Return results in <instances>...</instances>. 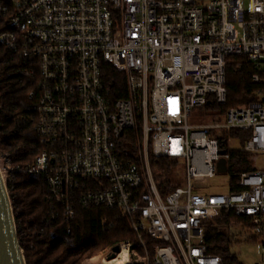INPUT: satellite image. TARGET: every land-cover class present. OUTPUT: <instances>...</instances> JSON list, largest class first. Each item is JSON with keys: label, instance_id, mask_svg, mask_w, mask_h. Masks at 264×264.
Returning <instances> with one entry per match:
<instances>
[{"label": "built area", "instance_id": "obj_1", "mask_svg": "<svg viewBox=\"0 0 264 264\" xmlns=\"http://www.w3.org/2000/svg\"><path fill=\"white\" fill-rule=\"evenodd\" d=\"M1 50L30 77L39 140L24 163L0 150L8 191L26 173L45 180L68 220L73 199L119 211L136 234L118 244L127 264H224L203 236L223 210L264 248V0H0ZM232 64L256 100L228 103ZM105 65L125 74V97H111ZM197 107L224 113L192 125ZM233 130L247 133L255 167L238 176L237 191ZM151 156L176 161L185 186L159 180ZM219 174L229 177L225 193L204 184Z\"/></svg>", "mask_w": 264, "mask_h": 264}, {"label": "trees", "instance_id": "obj_2", "mask_svg": "<svg viewBox=\"0 0 264 264\" xmlns=\"http://www.w3.org/2000/svg\"><path fill=\"white\" fill-rule=\"evenodd\" d=\"M13 58L5 50L0 51V150L17 153L18 160L24 163L33 160L39 152L35 122L30 119L36 114L33 108L35 100L29 97L32 89L30 77L17 68ZM239 71L237 64L227 69L228 103L256 100V87L241 84ZM125 78L124 73L111 65L104 66L103 79L113 99L125 97ZM218 110L220 116L223 115L224 108ZM230 134L239 141L238 146L230 150L229 163L233 184L231 191H237L235 183L238 176L255 167L243 148L247 133L233 130ZM225 143L222 137L223 150L227 149ZM150 161L159 180L165 177L168 185L173 182L172 175L179 169L176 161L154 156ZM9 193L27 264H82L84 259L97 256L123 241L136 240L132 221L117 210L84 207L73 199L75 216L68 220L64 206L52 208L47 198L45 180L36 175L19 174L9 184ZM52 213L56 215L55 218L51 217ZM241 220L233 210H223L203 224V236L209 253L220 256L224 264H242L231 250L234 239L231 230ZM145 238L151 244L150 238ZM247 241H259V238L252 235Z\"/></svg>", "mask_w": 264, "mask_h": 264}, {"label": "rangeland", "instance_id": "obj_3", "mask_svg": "<svg viewBox=\"0 0 264 264\" xmlns=\"http://www.w3.org/2000/svg\"><path fill=\"white\" fill-rule=\"evenodd\" d=\"M213 111L211 107H197L193 109L190 116V124L192 125H205L215 123L220 119V115L211 117L210 113ZM234 148L238 146V142L232 145ZM260 165L264 168V159L260 160ZM173 185L185 186L186 178L185 174L175 173L172 175ZM229 183V177L224 175H218L216 177H210L206 179V184L210 190L219 193H225L227 191ZM233 244L231 250L235 253L242 264H263L264 262V248L259 241H247L250 237L247 232H244L238 225H234L232 228ZM111 253L107 251L100 253L92 258H86L82 264H105L104 260L109 261ZM117 255L115 258L116 259ZM112 259V260H113ZM120 261V262H119ZM113 264H127L126 259H120Z\"/></svg>", "mask_w": 264, "mask_h": 264}, {"label": "water", "instance_id": "obj_4", "mask_svg": "<svg viewBox=\"0 0 264 264\" xmlns=\"http://www.w3.org/2000/svg\"><path fill=\"white\" fill-rule=\"evenodd\" d=\"M224 153V152H222ZM221 170H223L221 168ZM121 251L119 245L113 247L109 256L112 260ZM0 264H27L21 247L14 209L6 182L0 168Z\"/></svg>", "mask_w": 264, "mask_h": 264}, {"label": "bare ground", "instance_id": "obj_5", "mask_svg": "<svg viewBox=\"0 0 264 264\" xmlns=\"http://www.w3.org/2000/svg\"><path fill=\"white\" fill-rule=\"evenodd\" d=\"M127 257H128V256H127L126 251H123V252L120 253L118 259H113V260H109V261H104V263H105V264H113V263L119 261L120 259H126V260H127ZM119 262H120V261H119Z\"/></svg>", "mask_w": 264, "mask_h": 264}]
</instances>
